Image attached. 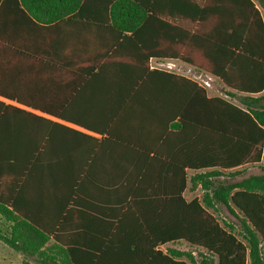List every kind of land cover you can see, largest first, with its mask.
<instances>
[{"label": "trees", "instance_id": "16d2710c", "mask_svg": "<svg viewBox=\"0 0 264 264\" xmlns=\"http://www.w3.org/2000/svg\"><path fill=\"white\" fill-rule=\"evenodd\" d=\"M258 2L260 8L253 0H0V242L21 253L22 264H264V0ZM94 6L109 12L118 47L129 44L136 53L128 97L112 116L130 131L93 130L130 148L129 162H112L127 175L114 180L83 179L89 164L65 168L58 161L56 142L65 136L95 142L96 156L110 147L44 116L73 121L60 113L70 100L58 106L43 99L42 69L31 65L43 61L44 25L82 18ZM151 59L179 61L212 76L239 105L209 96L182 76L150 71ZM155 82L164 97L141 99L157 91ZM170 140L176 153L161 160L154 145ZM97 158L98 169L104 162ZM246 165L262 173L236 180L240 174L233 171ZM187 171L201 199H185ZM228 172L229 180L220 181ZM30 180L36 188L78 196L89 181L101 193L114 192L113 201L99 205L118 211L84 210L106 224L72 226L68 216L86 223L89 217L74 213L78 201H68L73 210L52 219L54 225L42 224L18 204ZM217 205L236 219L242 240L236 226H222L210 212Z\"/></svg>", "mask_w": 264, "mask_h": 264}, {"label": "crops", "instance_id": "0c3cea01", "mask_svg": "<svg viewBox=\"0 0 264 264\" xmlns=\"http://www.w3.org/2000/svg\"><path fill=\"white\" fill-rule=\"evenodd\" d=\"M81 17L79 19H64L63 21L44 25L48 32L42 39L43 61L40 67L36 66V64L31 65L42 69L44 85L47 88L42 96L43 99H46L49 104L52 102V104L56 103L58 106L65 100H70L65 105L64 111L60 113H65L73 121H63L47 115L44 116L66 129L89 136L98 143H106L110 147V150H105L104 155L96 156L95 142L81 139L78 136H73L72 138H68V136L62 137L57 140L56 145L59 151L58 161L64 164L65 168L66 164L70 163L74 164V168H76L77 164H89L90 167L86 166L89 172L86 171V174L82 175V178L86 180L94 177L105 180L124 178L127 176L123 172L124 170H113L111 164L113 161L129 162L133 158L131 151L128 150L129 147L127 148L126 143L120 144L113 140L109 142L106 140L105 135L97 134L93 130L111 129L119 136L127 135L130 131L127 124H116L117 122L112 119V116L120 114V106L123 100L128 97L124 89L128 87V80L131 79V76L134 79L135 73L134 70H132L133 72L131 71L133 68L131 64L136 61V53H134L135 50H132L129 44L121 43L120 47H118V34L113 28L107 26L106 18L109 17V12L98 10L94 6L83 12ZM13 28H16L15 19ZM163 61L167 62V60L151 59L149 61V70H162L153 67V64ZM181 64L183 67L189 66L184 63ZM165 72L177 75L174 72ZM213 80V88L215 84L221 88L224 87L219 80L214 78ZM153 85L157 91L154 90L152 94L140 96L143 97L141 99L148 97L149 99L154 100L157 98L160 100L163 96L162 92H160V84L155 82ZM213 88L207 91L209 96H215ZM4 102L14 104L8 101ZM142 102L145 104L146 101ZM154 105L153 103L150 109ZM145 109L150 111L147 110L148 108ZM32 112L42 115L37 111ZM158 112H160V109ZM147 113L146 116H149ZM147 120L144 124L145 134L151 135L152 124ZM75 122H82L85 125H79V123ZM58 129L62 131L61 128ZM65 133L70 135L67 132ZM175 145V142L170 140L166 144L160 143L154 145V147L160 151L158 157L164 160L167 155H175ZM97 157H100V160L104 162L98 169L95 167L97 159H99ZM84 185H88L84 187V194L78 196L62 190L56 191L51 187L42 186L39 189L35 187L34 181L30 180L26 187L19 191L22 192L20 194L22 197H20L18 202L20 210H23L29 216L32 215L38 218L42 224H49L52 219L62 218V212L66 213L73 210L70 209L71 207H67L68 201H78L82 206H79L80 209L78 211L74 210V213H83L86 216L91 213H87L84 210L93 213H96V211L103 212V214L108 216H113L117 213L118 208H108L99 205V202H107L110 197H112L113 201V191L101 193L89 181L84 182ZM14 194L16 195V191ZM100 216L105 217L102 214ZM67 219L66 224L72 226L84 224L95 227L106 224V222H100L92 219V217L88 218L87 223L84 220H80V216L72 215L68 216ZM57 225H59V221H57ZM52 243L53 241L50 242V244ZM33 262L35 263V260Z\"/></svg>", "mask_w": 264, "mask_h": 264}, {"label": "rangeland", "instance_id": "374dc122", "mask_svg": "<svg viewBox=\"0 0 264 264\" xmlns=\"http://www.w3.org/2000/svg\"><path fill=\"white\" fill-rule=\"evenodd\" d=\"M257 5H258V0H253ZM258 8L259 5H258ZM162 61V60H161ZM171 61V60H167ZM153 67L155 68H162V69H167V64L165 61L161 62V63H154ZM180 70V69H179ZM222 85V84H221ZM214 92H215V96H219V97H223L226 98V91L225 88H221L219 85L215 84L214 88H213ZM227 100L231 101L234 104L239 105L238 101L235 99H232L230 97L226 98ZM233 172H238V175L236 177V180H240L244 177H248L249 175H259L262 173L260 166H255V165H246L244 167H241L239 169H237V171H233ZM232 172V173H233ZM229 174L231 173H224L223 177L219 178L220 181L226 179L229 180ZM194 176V173L192 171H189L187 173V177H188V185H187V189L184 192V196L186 197V199L188 201H191L195 198L197 199H201L203 196V191L201 190V188H193L192 184L190 183V178ZM210 212L217 218V220L219 221V223L222 226L225 225H234L236 226V230L235 233L236 235L242 240V237H240L239 232H240V227L238 225V222L236 221V219L227 211V209L222 206V205H217L215 207V210H210ZM4 230L7 232L8 230V225H5ZM173 247L177 248V249H181L184 251H188L190 250V248L185 245V244H175ZM28 260H30L31 262L34 261L33 258H28ZM24 261V256L21 253H18L16 251H14L13 249H11L10 247L6 246L5 244L0 242V264H22Z\"/></svg>", "mask_w": 264, "mask_h": 264}, {"label": "built area", "instance_id": "2783aa9c", "mask_svg": "<svg viewBox=\"0 0 264 264\" xmlns=\"http://www.w3.org/2000/svg\"><path fill=\"white\" fill-rule=\"evenodd\" d=\"M166 64H167V69H162V68L160 69L168 71V72H174L177 75L182 76L196 83L198 86L205 89L206 91L213 88L214 80L212 76L205 74L203 72H200L191 66L183 67L179 61L171 60V61L166 62ZM228 97L229 96H226V98Z\"/></svg>", "mask_w": 264, "mask_h": 264}]
</instances>
